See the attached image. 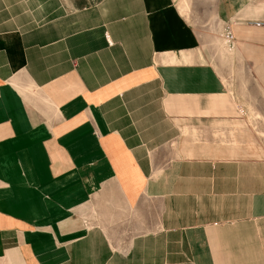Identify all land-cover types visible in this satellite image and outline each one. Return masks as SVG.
Here are the masks:
<instances>
[{
	"label": "crops",
	"instance_id": "0c3cea01",
	"mask_svg": "<svg viewBox=\"0 0 264 264\" xmlns=\"http://www.w3.org/2000/svg\"><path fill=\"white\" fill-rule=\"evenodd\" d=\"M218 9L264 101V0ZM0 25V260L264 264L258 111H226L174 0H0Z\"/></svg>",
	"mask_w": 264,
	"mask_h": 264
},
{
	"label": "rangeland",
	"instance_id": "374dc122",
	"mask_svg": "<svg viewBox=\"0 0 264 264\" xmlns=\"http://www.w3.org/2000/svg\"><path fill=\"white\" fill-rule=\"evenodd\" d=\"M174 3L181 14L193 27H195L199 33L202 45L205 48V52L210 55V58H212L211 63L216 66L227 67L226 72L221 73V77L226 84V96H228V99L230 100V103H232L231 105L234 106V109L226 111L233 113L239 112L241 114L245 112L250 113V111H258L255 113V120H248L245 121V123H242L243 125L245 124L244 126H249L250 129L255 133L256 137L254 138L253 136L249 135L243 139L248 143L252 140L254 142L257 140L259 143L257 147L258 151L253 152L252 154L264 159V101L261 99L262 96L258 88L246 82H239L240 62L233 47L234 42L232 47H229L228 43H226L224 35L222 36L219 33L221 26L218 11L219 0H174ZM1 27L3 26L0 25V28ZM247 98L253 100V106L247 103ZM180 101L183 102L182 98ZM242 102H244L247 106L242 104ZM239 103L242 105L239 106ZM212 107H214V105ZM246 108L248 110H245ZM253 108H256L257 110ZM242 124L240 123L239 126ZM232 135L233 134L229 135L230 138H223V141L228 140V142H234L230 141L234 139ZM221 155L225 154L221 152H219V154H215V156ZM227 155L234 156L238 154L230 155L228 153ZM120 228L122 232L120 230V232L117 234L106 233L105 243L109 246V248H111V251L114 254L116 253L123 256L129 254L128 241H130L134 235H125L123 232V227ZM0 264H23V262L20 258H18V255H16L15 252H11L7 253L5 260H0Z\"/></svg>",
	"mask_w": 264,
	"mask_h": 264
},
{
	"label": "built area",
	"instance_id": "2783aa9c",
	"mask_svg": "<svg viewBox=\"0 0 264 264\" xmlns=\"http://www.w3.org/2000/svg\"><path fill=\"white\" fill-rule=\"evenodd\" d=\"M224 37H225V40H226V43H228L229 47L233 45V35L227 31L225 34H224Z\"/></svg>",
	"mask_w": 264,
	"mask_h": 264
}]
</instances>
